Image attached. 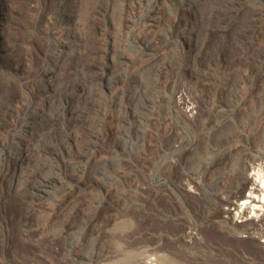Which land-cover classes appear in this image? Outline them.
<instances>
[{"label":"rangeland","instance_id":"374dc122","mask_svg":"<svg viewBox=\"0 0 264 264\" xmlns=\"http://www.w3.org/2000/svg\"><path fill=\"white\" fill-rule=\"evenodd\" d=\"M186 97L195 110L203 100L216 105L189 129L177 165L167 102ZM262 133L264 0H0V264H44L42 236L72 210L75 228L91 220L83 253L114 254L92 264H144L154 246L152 194L129 180L115 186L108 170L144 159L176 171L173 189L161 191L162 226L176 233L196 220L203 237L163 244L173 263L264 264L253 229L226 232L217 216L222 192L244 183L247 144ZM54 173L73 189L59 206L35 194ZM212 214L215 226L205 219Z\"/></svg>","mask_w":264,"mask_h":264},{"label":"bare ground","instance_id":"6f19581e","mask_svg":"<svg viewBox=\"0 0 264 264\" xmlns=\"http://www.w3.org/2000/svg\"><path fill=\"white\" fill-rule=\"evenodd\" d=\"M34 55H35L34 56L35 58H38L39 52L35 50ZM167 104L173 107V109H176V111L175 112L172 111L171 113L172 127L169 129L167 133L168 138L166 140L173 147V151L176 154V158L174 160L176 164L179 165V163L180 164L182 163L181 157L184 153L183 150L187 148V146L184 145V142L187 141V139L189 138V129L192 128L193 125H196L198 123L204 124L206 122V118L204 116L205 113L209 114L211 112L212 107L216 104H215V101L211 99L203 100L201 107L195 110V107H196L195 101L191 98L188 99V97L178 98L176 100L171 99L167 102ZM45 117H46V113L39 114L37 123L44 120ZM15 128H16V124L13 123L12 125L8 126V131H12ZM131 149L132 148L129 147L124 150L127 153L128 152L130 153ZM245 153H246V156H244L245 157V160H244L245 167L242 166L244 168V174H243L245 177L244 183H242V186L237 189L231 187V189L228 190L226 193L223 194L222 192L221 198L223 199V201L220 204L218 203L219 206L222 207V211L217 212L218 213L217 216L219 217L220 215L221 217L220 222L225 224V226L222 228H224L226 232L236 231V234H238L239 230L245 232V230L247 229H253V233L249 234L250 237L257 239L256 241H259V243L262 242V245L260 246H261V249L264 250V133L257 136L253 140V142H250L247 144V149ZM54 156L59 157L60 152H56ZM26 157H27V154L20 153L16 157V161L22 162ZM230 168L232 167L230 166ZM194 176L196 178V182H199V177H200L199 174L196 173V175L194 174ZM181 182H183V179ZM100 183L103 185L105 184V181L102 180V182L100 181ZM185 184H186V181H185ZM247 184L249 186L248 188H246L247 190H244L243 188H245ZM190 187H188L189 192L196 191L194 190L196 187L193 189H191L192 187L191 188ZM181 190H182V187H181ZM72 192H73V189L70 186L68 185L63 186V180L60 178L59 174L54 173L49 179L44 180L40 183L39 187L35 191V194L38 196L40 200L52 201L54 202L55 206H59L63 202V200L70 197ZM185 193H188V192H185ZM163 194H165V192H161L158 188H156L152 194L153 203L155 206L154 207L155 215L153 218V224H152V229H151L152 230L151 239H152L154 246L151 249L152 250L151 254L144 252L142 256L140 257V259H142L144 264H175L172 262L174 260H171L170 255L167 254L168 251L166 252L163 250L164 249L163 244L165 243L175 244L176 242H180V241L190 243L191 241H193V239L194 241H199L198 239L201 237V235L199 236L197 232V227L199 226V223L196 220H195V223L193 224L185 223L183 225V229L177 231L176 233H172L168 231L167 227L164 228L162 226L163 225L161 223L162 217L160 218L159 208L161 206L160 205L161 199H162L161 196H163ZM193 194L196 195V193H193ZM175 195L177 197V201L184 204L183 202L184 200L182 199V196L178 191H175ZM21 201L22 200L20 198H15V200L13 201L14 212L16 211ZM216 204H217V201H216ZM100 208L101 206L99 205L98 211L100 210ZM78 215H79L78 211L76 210L70 211L65 221H63V223L61 224L58 231L48 232L44 234V236H42L43 237L42 247L44 248L43 249L44 264H92L96 260H97L96 261L97 263L102 260L104 261L105 259H107L106 257L114 256V254L111 252H104V253H99L95 255L97 259H94L92 257V253L91 254L83 253L82 251L83 245H82L81 240L83 236L88 232L89 227L91 226V220L90 219L84 220L82 224H79L78 228H75L78 224ZM167 218L168 217L165 215L164 219H167ZM205 219L208 221V224H212V225L215 224L213 214L209 215V217H206ZM67 235H70V237L68 238V241L63 242V238ZM201 238L203 239V237ZM13 240L10 242H7V246L13 244ZM20 245L23 251L35 253L37 250L36 247L33 245H28L26 243L20 244ZM152 258H153V262L150 261ZM126 259L128 261L127 264L128 263L132 264L131 261L133 260H131V258L127 257Z\"/></svg>","mask_w":264,"mask_h":264},{"label":"built area","instance_id":"2783aa9c","mask_svg":"<svg viewBox=\"0 0 264 264\" xmlns=\"http://www.w3.org/2000/svg\"><path fill=\"white\" fill-rule=\"evenodd\" d=\"M108 170L112 175H115L117 177L116 180L119 181V184L115 186L125 189L123 183L129 180L132 182L133 188L139 189L141 192L149 190L148 194H153V191L156 188H158L160 191L173 189V177L176 172L175 168L173 169V166L171 167L168 160H164L160 164H157L154 159L130 160L128 162V167H123L120 163L114 165L112 168H108ZM128 170L130 173L128 178L125 179L124 172ZM143 181L146 184H144ZM140 183L142 184L135 186L136 184ZM160 184H163L162 188H160ZM248 186L246 187L248 188ZM128 188H131V186H128ZM186 188L188 189V187ZM239 232L243 231L239 230ZM260 244L262 245V242H260ZM150 261L153 262V258Z\"/></svg>","mask_w":264,"mask_h":264}]
</instances>
